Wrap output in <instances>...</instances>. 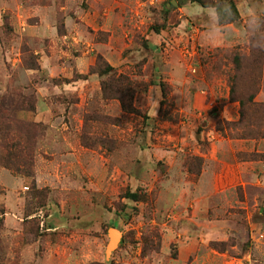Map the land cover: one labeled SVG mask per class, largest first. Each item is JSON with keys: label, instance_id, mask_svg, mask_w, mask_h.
<instances>
[{"label": "rangeland", "instance_id": "1", "mask_svg": "<svg viewBox=\"0 0 264 264\" xmlns=\"http://www.w3.org/2000/svg\"><path fill=\"white\" fill-rule=\"evenodd\" d=\"M233 1L219 26L191 0H0V112L40 128L30 176L0 166V264H264V110L231 99L239 55L234 98L264 105V0Z\"/></svg>", "mask_w": 264, "mask_h": 264}, {"label": "trees", "instance_id": "2", "mask_svg": "<svg viewBox=\"0 0 264 264\" xmlns=\"http://www.w3.org/2000/svg\"><path fill=\"white\" fill-rule=\"evenodd\" d=\"M191 2L197 3L203 8H212L215 11L219 26L236 23L241 18L233 0H191ZM260 52L258 51L255 54L253 49L252 52H250L252 56L248 60L252 68H255L258 64H260V62L264 61V59H262L263 57L260 56ZM240 58L241 57L239 55H235L233 58L234 72L233 77L231 78V95L233 92V98L231 99L233 102H237L239 104L241 111L246 104H250L252 107H260V110H264V105H257L253 102L254 95L248 96L246 100L234 98V90L236 86H238L242 69L241 63L239 62ZM107 71L111 72L112 68L107 66ZM257 81V79L251 80L250 86L255 88ZM111 83L121 84V77L119 76L114 79L111 78L110 84ZM104 88L105 87H103V89ZM122 91L123 89H118V96L116 97L121 102L124 111L132 112L133 110L127 107L124 102ZM8 110H10V113ZM8 110H5V114L0 112V166L17 174L30 176L34 162V135L40 131V128L38 125L20 121L15 117V115H13L18 110L33 111L32 107L28 106L26 109L22 106L20 108H14L8 105ZM242 116H244V114L241 112V118ZM127 198L133 201L138 200V196L135 193L127 194Z\"/></svg>", "mask_w": 264, "mask_h": 264}, {"label": "crops", "instance_id": "3", "mask_svg": "<svg viewBox=\"0 0 264 264\" xmlns=\"http://www.w3.org/2000/svg\"><path fill=\"white\" fill-rule=\"evenodd\" d=\"M238 2H240V5L242 7L248 8L249 11H252L253 6H252V3H251V0H239ZM172 6H174V5H172ZM227 26H230V25H227ZM203 88H204V86H203ZM216 90L215 91L214 90H210V91L205 90L203 92H199L198 91L195 94L194 102L192 104V107L194 108V110H196V109L207 110L208 108H210L212 102L216 98L218 99V97H219V92H217ZM229 106L236 107L235 104H228L227 107H225L223 109V111L220 113V117L222 119H228L229 120V118H231L232 115H230V113L227 111V108ZM177 107L179 108V111L182 112V113H184V111H188L190 109L189 107H185V104H183V105L179 104V105H177ZM47 110H48L47 105L44 104L43 102H41L40 105L38 106V113L41 114V112H42V114H43ZM220 143H221V141L217 140L211 146L212 149H211V151H210V153L208 155L202 154V156L205 157L206 160H207V162H205L206 165H208V166L215 165L216 162H219L218 154H219V149H221ZM173 160H175V156H173ZM238 167L241 168L240 166H238ZM234 174L240 175L241 174V169H239L238 171L234 170ZM200 177H201V181H204L207 178H209V172L205 171V165H204L203 171L200 174ZM201 195L202 194L199 195V198L203 197ZM216 195L217 194H216V189H215V190H212V192L209 195H207V196L209 198H212V197H214ZM200 205L201 206L203 205V207H207L205 199H200L199 201H197V205L196 206L199 207Z\"/></svg>", "mask_w": 264, "mask_h": 264}, {"label": "water", "instance_id": "4", "mask_svg": "<svg viewBox=\"0 0 264 264\" xmlns=\"http://www.w3.org/2000/svg\"><path fill=\"white\" fill-rule=\"evenodd\" d=\"M180 4H181V1H180ZM171 5H174L175 6L176 4L174 2H172L171 4H168L167 7H170ZM111 232H115L117 234V236L116 237H113L111 235ZM119 239H120L119 232L117 230H115V229H111L109 231V243H108L107 249H106V256H107V258L109 257V255L111 254V252H113L117 248V246H118V244L120 242Z\"/></svg>", "mask_w": 264, "mask_h": 264}, {"label": "bare ground", "instance_id": "5", "mask_svg": "<svg viewBox=\"0 0 264 264\" xmlns=\"http://www.w3.org/2000/svg\"><path fill=\"white\" fill-rule=\"evenodd\" d=\"M111 235H112L113 237H116V236H117V234H116L115 232H111Z\"/></svg>", "mask_w": 264, "mask_h": 264}]
</instances>
